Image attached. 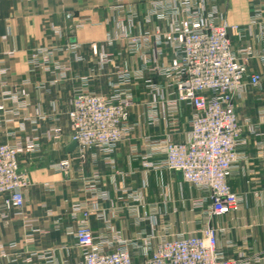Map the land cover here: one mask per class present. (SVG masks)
<instances>
[{
    "label": "crops",
    "instance_id": "crops-1",
    "mask_svg": "<svg viewBox=\"0 0 264 264\" xmlns=\"http://www.w3.org/2000/svg\"><path fill=\"white\" fill-rule=\"evenodd\" d=\"M158 1L168 6L176 3L0 0V106H4V111H0V143H40L39 152L20 158L21 169L31 181L24 209L20 214L11 211L7 219L0 212V264H23L28 258L32 259L31 264H46L38 258L44 252L52 253V264H77L80 251L71 232L82 223L85 206L95 201L98 215H93L89 224L96 235L111 234L114 228L132 222L126 235L134 238L140 229L150 226L153 215L170 224L176 234L201 227L203 210L211 204L208 193L186 182L179 172L146 165L163 157L158 152L151 154L157 151L152 140L168 137L182 142L189 138L193 114L185 103L172 109L165 93L153 95L146 87V79L152 76L144 68V57H156L153 32L156 27L168 30L169 22L180 17H174L170 10L169 20L157 19L152 12ZM216 3L229 23L245 29L252 20L254 6L261 5L264 25V0ZM131 15L132 23L127 20ZM261 28L257 25L252 31L231 33L234 49H264V41L258 35ZM125 30L131 36L150 34V40L139 51L131 52L120 36ZM94 45L110 54V63L101 72L94 70L98 59L93 53ZM40 48L51 52L49 71L31 64ZM165 51L159 59L162 65L170 64L173 58L170 48ZM55 63L69 68L66 79L54 71ZM117 65L132 75L128 88L133 98V130L119 144L115 166L111 167L99 152L90 151L85 158L78 156V146L69 134L67 111L84 77L93 76L97 94H110V77ZM250 70L262 74L264 65L253 60ZM152 78L163 83L159 75ZM235 106L246 145L240 147L243 158L234 165L229 184L240 195L241 206L238 211L215 219L214 225L220 230L219 246L228 258L264 264V86H250L244 96L235 100ZM154 109L156 120L151 117ZM55 113L59 115L57 122L52 118ZM54 126L62 132H51ZM63 160L71 161L68 171L55 167ZM96 172L100 178L92 190L90 180ZM94 193L104 197L95 198ZM198 203L203 207L198 208Z\"/></svg>",
    "mask_w": 264,
    "mask_h": 264
},
{
    "label": "built area",
    "instance_id": "built-area-1",
    "mask_svg": "<svg viewBox=\"0 0 264 264\" xmlns=\"http://www.w3.org/2000/svg\"><path fill=\"white\" fill-rule=\"evenodd\" d=\"M170 10L174 17H180L169 22L168 30L155 28L156 57H144L143 64L152 77L159 75L163 83H156L149 77L146 87L153 95L165 93L167 104L172 109L179 103L192 108L190 135L182 142L168 137L152 140L151 145L157 151L151 154L158 152L163 157L146 165L181 173L186 182L208 193L211 204L203 210L201 227L192 232L176 234L170 224L153 215L149 218L148 228L140 229L134 238H128L126 228L132 222L124 223L119 229L114 228L111 234L94 233L89 221L93 215H98L95 201L85 206L82 223L71 232L80 251L77 264H248L242 258H228L220 248V230L214 225V220L238 211L241 206L240 195L229 184L234 165L243 158L240 147L246 145L235 100L244 96L250 86L260 89L264 86V73L250 70L253 60L264 65V49L256 51L251 46L234 49L231 33L241 34L261 25L258 35L264 41L262 7L254 6L248 29L229 23L216 0H176L174 6L158 1L154 3L152 13L157 19L169 20ZM133 17L129 16L128 22L132 23ZM120 36L131 52L139 51L150 40V34L131 36L127 30ZM167 48L172 50L173 58L170 64L162 65L159 59ZM93 53L98 58L94 70L101 72L110 63V54L102 52L97 45L93 46ZM31 64L49 71V49L40 48L32 57ZM53 69L66 79L68 67L55 63ZM110 79V94L100 95L93 90L92 75L82 78L81 86L71 99L67 116L69 134L78 146V156L85 158L90 151H96L104 156L109 166L114 167V155L119 144L128 139L133 130L130 124L133 98L128 88L133 80L130 71L119 65L115 66ZM154 110L151 117L156 120L157 112ZM0 111H4L3 105ZM58 116L55 113L54 121L59 120ZM51 132L58 135L62 129L54 126ZM39 150L40 143L36 140L0 143V198L3 199L0 212L3 219H7L11 211L20 214L24 209L25 194L31 181L28 173L21 169L20 158ZM55 167L68 171L71 161L63 160ZM99 178L98 172L93 174L90 180L92 190ZM97 196L104 197L94 193L93 197ZM198 204V208L203 207L202 203ZM38 256L46 264L53 263L51 252ZM31 263V258L23 261V264Z\"/></svg>",
    "mask_w": 264,
    "mask_h": 264
}]
</instances>
